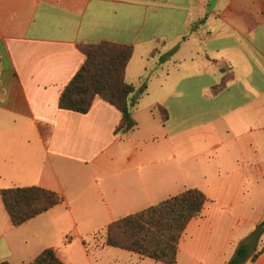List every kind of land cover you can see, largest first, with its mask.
I'll return each instance as SVG.
<instances>
[{"label":"crops","instance_id":"crops-1","mask_svg":"<svg viewBox=\"0 0 264 264\" xmlns=\"http://www.w3.org/2000/svg\"><path fill=\"white\" fill-rule=\"evenodd\" d=\"M262 27L264 0H0V263L53 249L65 264H115L112 223L198 189L209 202L177 264H228L264 223ZM105 41L134 47L137 94L148 78L130 133L100 97L86 114L59 107L87 59L79 46ZM157 48L164 64L151 57ZM14 187L63 202L15 227L1 200ZM257 247L246 264H264V235Z\"/></svg>","mask_w":264,"mask_h":264},{"label":"trees","instance_id":"trees-1","mask_svg":"<svg viewBox=\"0 0 264 264\" xmlns=\"http://www.w3.org/2000/svg\"><path fill=\"white\" fill-rule=\"evenodd\" d=\"M79 49L87 59L62 93L60 109L86 114L95 99L100 97L123 114V129L130 133L137 126L133 118L134 111L148 89V78L143 79L144 87L138 94L136 86L127 80V68L134 55V47L105 41L81 44ZM151 57H159L161 64L168 61V55H163L160 48L155 49ZM212 62L217 64V61ZM233 80L234 73L231 70L225 72L214 92L223 91ZM155 110L161 113L164 123L169 120V112L165 107L158 105ZM1 200L15 227L22 226L63 202L59 194L40 187L3 189ZM208 202L200 190H186L156 206L112 223L106 231V244L158 263L177 264L180 241L190 222L202 214ZM261 254L257 246L251 248L241 243L228 264L256 262ZM29 264L65 263L58 258L55 250L47 249Z\"/></svg>","mask_w":264,"mask_h":264},{"label":"rangeland","instance_id":"rangeland-1","mask_svg":"<svg viewBox=\"0 0 264 264\" xmlns=\"http://www.w3.org/2000/svg\"><path fill=\"white\" fill-rule=\"evenodd\" d=\"M259 39L261 40V44L262 46L264 47V27L261 28V34L259 36ZM258 71H256V74H255V80L257 82V89L258 90H262L264 89V78H259L258 76ZM238 100H240L239 97H237ZM112 251H118V253H122L123 255H119L118 258H119V261H116L115 264H136V259L137 256L135 254H131V253H128L126 251H123V250H120V249H116V250H112ZM94 255V254H93ZM133 258H131V256ZM110 258H115V254H109ZM105 259H108V258H105ZM147 262H142L140 264H160L158 262H155L153 260H146Z\"/></svg>","mask_w":264,"mask_h":264},{"label":"water","instance_id":"water-1","mask_svg":"<svg viewBox=\"0 0 264 264\" xmlns=\"http://www.w3.org/2000/svg\"><path fill=\"white\" fill-rule=\"evenodd\" d=\"M263 235H264V227L259 225L250 235V237H248L245 240L244 244L248 247L255 248L259 244L260 239L262 238Z\"/></svg>","mask_w":264,"mask_h":264}]
</instances>
